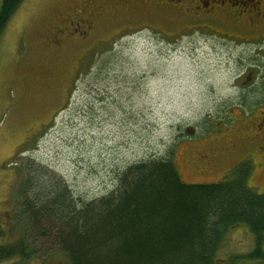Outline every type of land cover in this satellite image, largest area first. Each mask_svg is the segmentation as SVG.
<instances>
[{
	"label": "rangeland",
	"instance_id": "rangeland-1",
	"mask_svg": "<svg viewBox=\"0 0 264 264\" xmlns=\"http://www.w3.org/2000/svg\"><path fill=\"white\" fill-rule=\"evenodd\" d=\"M79 1L22 0L0 32V227L41 255L0 264H68L40 230L51 223L28 225V203L64 185L65 199L99 197L172 145L185 182L220 180L248 158V184L264 191V0H91L101 13L87 37L50 48L45 24ZM252 246L239 225L217 257Z\"/></svg>",
	"mask_w": 264,
	"mask_h": 264
},
{
	"label": "trees",
	"instance_id": "trees-1",
	"mask_svg": "<svg viewBox=\"0 0 264 264\" xmlns=\"http://www.w3.org/2000/svg\"><path fill=\"white\" fill-rule=\"evenodd\" d=\"M21 1H1L0 32ZM257 83L264 91V66ZM251 169L247 158L220 180L187 183L172 145L161 157L128 164L99 197L65 199L64 185L39 206L28 203V225L51 223L40 230L54 233L68 264H264V191L249 186ZM22 217L14 218L17 224ZM239 225L249 228L253 246L219 259L226 232ZM7 229L0 227V262L41 256L23 233Z\"/></svg>",
	"mask_w": 264,
	"mask_h": 264
},
{
	"label": "flooded vegetation",
	"instance_id": "flooded-vegetation-1",
	"mask_svg": "<svg viewBox=\"0 0 264 264\" xmlns=\"http://www.w3.org/2000/svg\"><path fill=\"white\" fill-rule=\"evenodd\" d=\"M0 0V4H1ZM249 3L250 0H249ZM256 6V4H254ZM71 7L67 8L64 13L52 14V24L47 26L45 24L43 34L44 39L49 42L50 48H64V43L72 42L76 39L83 40L87 37V33L90 30V21L96 19V16L101 13L100 10L94 8L91 0H80L79 5L74 11H71ZM259 12L261 8L257 7ZM258 13V12H256ZM227 14H229L227 12ZM61 25V26H60ZM42 38V40H43ZM57 79L62 78L58 77ZM59 81V80H58ZM64 85V84H63ZM61 89V94L67 96L69 89Z\"/></svg>",
	"mask_w": 264,
	"mask_h": 264
}]
</instances>
